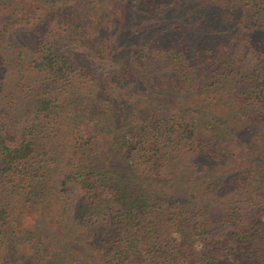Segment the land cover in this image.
<instances>
[{
	"label": "trees",
	"instance_id": "1",
	"mask_svg": "<svg viewBox=\"0 0 264 264\" xmlns=\"http://www.w3.org/2000/svg\"><path fill=\"white\" fill-rule=\"evenodd\" d=\"M172 2L0 0V264H264V0Z\"/></svg>",
	"mask_w": 264,
	"mask_h": 264
},
{
	"label": "rangeland",
	"instance_id": "2",
	"mask_svg": "<svg viewBox=\"0 0 264 264\" xmlns=\"http://www.w3.org/2000/svg\"><path fill=\"white\" fill-rule=\"evenodd\" d=\"M177 5V0H173L171 3V6L168 8V10L165 11L166 15H170V11L172 8H174ZM160 16L155 15L152 12V16L149 18V20L146 22L145 27H151V26H158V25H172L171 23H174L175 20L171 19H165L164 18H158ZM169 17H176L174 15H171ZM158 18V19H157ZM103 23V22H102ZM143 26V24H138L136 26L137 29H140ZM197 28V29H196ZM194 31V36L196 39V43L192 44L190 47H195L196 48H202V49H210L212 45L215 44V41L212 43V37L208 32H206L203 27L201 26H195L192 29H188L185 31V34L183 33L182 35L177 34L176 36H187L190 33ZM214 35V33H212ZM215 36V35H214ZM213 48V47H212ZM138 90L134 89V87L131 84H122V87L120 89V99L121 101H124L127 104H130L134 102L138 97L137 94ZM205 94V93H203ZM208 95H211L210 93H207ZM155 100L157 102L167 104L169 106L173 107H179L180 105H186L188 103H203L204 101L209 102L210 108H215L217 111H220V108L222 109V106L218 102L215 104L211 103V100H205L201 98V95H195L192 96L191 98L188 97V95H179L175 96L171 93L164 94L161 96L155 95L154 96ZM206 107V106H204ZM219 107V108H218ZM228 124V123H227ZM230 131H234V128L230 127ZM233 139L236 141V145L238 147V152L243 153L244 150L246 149L245 145L250 143L245 141L243 134L239 130H235V134L233 135ZM89 154V157L92 162H94L100 170H109V171H119L123 173L122 171L124 170V160H122V154L119 149H112L109 151H100V150H88L87 151ZM236 154L235 159L237 160L241 154ZM140 175L138 173H134L133 179L130 180L129 187L131 189L132 194H138L140 196H151V198H159V197H166L167 195L174 194L173 193V188H177V186H172L168 185L166 181L161 178L158 180H152L149 178L142 179L140 178ZM189 240L191 241L192 245H197V239L194 237H188ZM83 249L86 247H82ZM229 257L234 258L236 257V254H230ZM240 257V256H239ZM238 257V258H239ZM239 261H235L236 264H243L242 259H238ZM232 264V262L228 263Z\"/></svg>",
	"mask_w": 264,
	"mask_h": 264
}]
</instances>
